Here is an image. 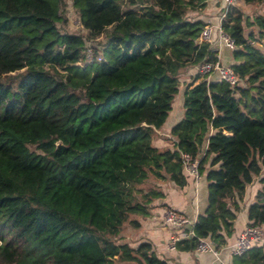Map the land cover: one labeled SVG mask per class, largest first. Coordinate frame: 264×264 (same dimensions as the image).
Listing matches in <instances>:
<instances>
[{"label":"trees","instance_id":"trees-1","mask_svg":"<svg viewBox=\"0 0 264 264\" xmlns=\"http://www.w3.org/2000/svg\"><path fill=\"white\" fill-rule=\"evenodd\" d=\"M71 1L85 35L58 28L63 0H0V264H170L122 232L163 194L156 180L186 182L182 152L199 171L209 164L207 203L175 247L197 236L223 245L255 176L247 223L263 224L264 11L228 6L220 24L236 43L239 82L196 74L173 146L158 147L179 71L215 58L197 41L206 22L188 15L206 0ZM232 264H264V237Z\"/></svg>","mask_w":264,"mask_h":264},{"label":"crops","instance_id":"crops-1","mask_svg":"<svg viewBox=\"0 0 264 264\" xmlns=\"http://www.w3.org/2000/svg\"><path fill=\"white\" fill-rule=\"evenodd\" d=\"M221 12V3L218 0H206L204 7L200 11L192 12L191 17H199L206 23L212 24L210 46L218 50L220 60L225 64H231L234 59L232 50L220 43L216 36V25L219 22V13ZM198 63L186 64L178 73V89L174 93L171 108L168 110L163 123L155 128L152 137V143L158 147L173 146L174 137L170 133V127L183 115V92L184 88L194 79ZM216 72L209 75L200 73L198 79L215 78ZM212 131L210 127L208 132ZM206 144L204 140L203 147ZM209 167L208 162L204 165L202 171L198 170V175L194 176L183 167L186 176V182L183 185L176 184L169 178L158 179L155 183L162 190L161 196L151 200L150 212L146 215H136L139 225H128L122 232L123 238L130 244L136 245L141 240H149L152 243L156 254L164 257L170 264H232V253L230 251L231 243L234 241L236 234L248 222L247 208L258 188L262 183L258 176H255L245 185L243 196L239 201L240 207L236 211L233 220V231L227 237L226 242L218 248V253L213 254L210 251H199L195 247L189 249H180L169 246L170 233L175 229L173 226L165 223L162 219V212L166 207L175 208L191 219H196L197 215L202 212L207 203V179L205 170ZM264 236V223L261 224Z\"/></svg>","mask_w":264,"mask_h":264},{"label":"built area","instance_id":"built-area-1","mask_svg":"<svg viewBox=\"0 0 264 264\" xmlns=\"http://www.w3.org/2000/svg\"><path fill=\"white\" fill-rule=\"evenodd\" d=\"M218 1L221 3V12L219 13V22L216 25V36L220 43H223L232 49L236 46L234 38L222 29L220 22L228 6L233 4L236 0ZM211 30L212 24L205 23L197 36V41L210 42ZM85 53L86 56L90 58L92 56V48L90 46H86ZM214 55L215 58L212 60H203L199 62L197 64V70L205 75H209L211 72H216L219 79L227 81L230 85H236L239 82V77L235 73L232 66L225 64L220 60L218 50L215 49ZM96 57L100 58L101 56L97 55ZM181 158L183 167L194 176H197V158H191L186 152L181 153ZM162 219L165 223L175 228L169 236L170 247H174L178 239L194 235L193 224L195 219L189 218L183 212L172 207H166L162 212ZM263 237L261 224L245 223L236 234L234 241L231 243L230 251L232 254L241 253L253 244L260 242ZM194 247L199 251H210L213 254H217L219 248L211 238L205 236H197V241Z\"/></svg>","mask_w":264,"mask_h":264},{"label":"rangeland","instance_id":"rangeland-1","mask_svg":"<svg viewBox=\"0 0 264 264\" xmlns=\"http://www.w3.org/2000/svg\"><path fill=\"white\" fill-rule=\"evenodd\" d=\"M64 3L61 4L60 6V11L62 16H64V19H62L61 21L57 22V26L60 30L63 31H73V32H79L82 34H86V29L84 27L81 26L80 22H79V17H78V13L75 9V7L72 5V1L71 0H63ZM232 5H236L238 7H240V9L248 14H253L255 12H259V11H264V2H257V3H244L241 0H236ZM195 13V11H188V15H193V13ZM255 28V26H254ZM103 40V35L100 34L96 37L93 38H88L86 40V45L92 47L94 44L99 43ZM86 48V47H85ZM19 70L16 71H12L11 72V77H8L9 75H7L8 79H14L17 72ZM13 76V77H12Z\"/></svg>","mask_w":264,"mask_h":264}]
</instances>
